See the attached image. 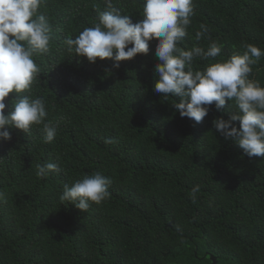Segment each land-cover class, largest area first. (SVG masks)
Wrapping results in <instances>:
<instances>
[{"label":"trees","instance_id":"trees-1","mask_svg":"<svg viewBox=\"0 0 264 264\" xmlns=\"http://www.w3.org/2000/svg\"><path fill=\"white\" fill-rule=\"evenodd\" d=\"M113 4L133 22L141 18L143 0ZM193 5L179 46L191 48L201 24L222 46L194 68L242 54L245 43L264 49V0ZM105 7L46 0L38 10L51 25L49 52L33 56L41 72L19 95L43 97L45 122L59 124L50 143L42 124L0 139V264H212L211 256L216 264H264V158L247 157L216 131L214 107L196 123L175 111L176 98L152 90L156 41L119 68L66 51L65 38L93 26ZM251 67L264 86V56ZM15 97L5 98V112ZM48 162L59 171L38 178L36 165ZM97 171L112 179L108 198L84 212L60 201L64 184Z\"/></svg>","mask_w":264,"mask_h":264},{"label":"clouds","instance_id":"clouds-1","mask_svg":"<svg viewBox=\"0 0 264 264\" xmlns=\"http://www.w3.org/2000/svg\"><path fill=\"white\" fill-rule=\"evenodd\" d=\"M45 2L0 0V139L4 141L11 139L12 129L27 133L31 126L41 124L45 143L57 135L59 122H45L44 98L19 95L30 90L41 72L33 56L49 52L51 25L46 15L38 12ZM104 4V10L97 9L93 26L85 27L75 38H65L68 53L89 64L110 59L112 67L119 68L120 61L146 55L155 40L152 90L165 99L176 98L175 111L196 123L214 107L221 113L212 120L216 131L247 157L264 158V86L250 78L251 66L264 56V49L245 43L242 54L194 68L196 59L219 56L222 46L207 36L203 24L195 31L196 43L191 48L179 46L195 15L193 0H143L141 18L135 22L132 16L122 14L113 0H104ZM202 38L210 41L206 49L200 46ZM12 92L16 93L14 103L5 112V98ZM229 110L232 114L225 119L223 113ZM55 171H59L57 163L48 162L37 164L35 174L43 178ZM111 183V177L102 172L85 174L71 185L64 184L59 199L84 212L90 203L100 204L110 196ZM199 190L198 185L191 189L193 201ZM3 198L0 192V200Z\"/></svg>","mask_w":264,"mask_h":264},{"label":"water","instance_id":"water-1","mask_svg":"<svg viewBox=\"0 0 264 264\" xmlns=\"http://www.w3.org/2000/svg\"><path fill=\"white\" fill-rule=\"evenodd\" d=\"M211 259H212V264H216V259L212 256H211Z\"/></svg>","mask_w":264,"mask_h":264}]
</instances>
